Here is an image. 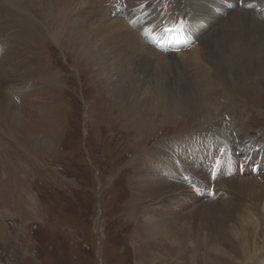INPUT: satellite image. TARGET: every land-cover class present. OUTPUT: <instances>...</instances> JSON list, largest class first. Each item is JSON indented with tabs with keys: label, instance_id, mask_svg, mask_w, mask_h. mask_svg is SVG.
<instances>
[{
	"label": "rangeland",
	"instance_id": "374dc122",
	"mask_svg": "<svg viewBox=\"0 0 264 264\" xmlns=\"http://www.w3.org/2000/svg\"><path fill=\"white\" fill-rule=\"evenodd\" d=\"M105 1H100V10L106 16L103 25L110 29L117 26L118 16L134 10L147 22L158 23L147 13L163 7V20L171 21L178 14L190 19L189 10L198 14L204 8L200 0H192L197 10L191 0H163V5L153 0L148 10L131 0L129 6L109 11ZM239 1L215 27L206 24L203 33H195L200 27L193 29L190 23L189 44L173 55L156 49L165 59L162 79L156 76L157 58L150 56L151 65L143 66L148 71L146 86L160 81L166 93L189 86L174 107L169 102L164 108L152 104L144 84L138 91L140 99L148 101L145 105L124 103L123 96L116 95L124 81H116L117 73H104L110 63L100 65L92 58L74 38L72 25L62 31L63 0H17L19 9L34 15L46 31L29 27L26 41L19 42L35 53L43 68L39 75L32 68L25 73L29 87L25 82L2 87L12 103L0 102V264H264V212L260 202L240 190L245 176L264 188V51L249 48L244 53L238 42L243 50L237 56L231 44L224 57H214L221 56L213 54L217 41L208 42L218 40L216 26L246 11ZM4 11L7 27L14 15ZM144 19L138 28L147 25ZM258 21L264 23V16ZM146 42V52L156 46L155 38ZM132 69L134 81L143 78ZM199 73L204 79L197 83ZM191 85L199 96L191 94ZM157 144L164 151L160 156ZM200 145L210 158L207 182L199 174L202 163L195 153H200L192 147ZM223 152L222 158L233 157V163L226 161L215 175L213 169L221 164L215 155ZM177 172L182 185L172 189L166 184H175ZM142 206H147L145 211ZM234 214H252L253 222L247 219L242 227ZM153 221L165 225V233H156Z\"/></svg>",
	"mask_w": 264,
	"mask_h": 264
},
{
	"label": "bare ground",
	"instance_id": "6f19581e",
	"mask_svg": "<svg viewBox=\"0 0 264 264\" xmlns=\"http://www.w3.org/2000/svg\"><path fill=\"white\" fill-rule=\"evenodd\" d=\"M63 1H64L63 4L62 5L60 4V6H59L60 11L63 12L62 14L66 15V17L64 16L65 17V26L63 27L62 31L64 32V29L66 26L72 25L73 31L75 32L74 38L78 41V43H80L81 47L85 46L86 52L89 55H91L92 58H95V59L98 58L97 60H99L100 65L102 63H106V64L110 63V65H108V67L104 66V68H103L104 73H105V71L108 72L109 74L111 73V75H112V72H113V74L117 73L116 75H119L120 80H116V81H120V82L124 81V85L121 84V88L118 90V92H116V95H118L119 98H121L123 96L122 99L124 100V103L126 101L128 104L130 103L133 105H138V103H139V105H145V103L148 102L146 99H142V97L140 99V97H139V96H141L140 94L142 93V90L139 93L138 87H140L141 84L145 85V88H146L145 91L147 94H149V98H150V96L153 97L154 101H153V103L152 102L151 103L154 104V106L162 105V107L165 108L167 103L170 102L171 103L170 106L174 107L176 105V102L178 101L177 97L179 95L183 96L184 94H187V93H184L183 91L186 92V90H189V86H185L184 84H183L184 86L183 85L181 86L179 84V86H181V87L176 88L178 91H176L175 88L173 90H170V91L167 89V93H166V91H164L163 88L162 89L160 88V85H159L160 81H156V84H153V85L150 84V85L146 86L149 83L148 82V74H147L148 71L144 70L143 66L146 68L148 64L151 65V62L153 60L150 59V56H153L154 59L157 58V61H158L157 65L160 66L157 69L155 68L156 74H157L156 76L162 79V77L164 75L163 65L165 64V62H164L165 59H164V56L159 51L156 50V49H158L157 45L154 46V48L151 51L149 50L148 52H146L150 46H149L148 42H146V40L149 37L148 36L149 33L145 29L147 28V25L152 24L153 27H155L154 28V30H155L156 28L159 27V25H160L159 23L147 22V19L144 17L145 15L141 16L142 14L140 15V11L137 12V10H134V11H131L130 13H127L126 15L118 16L119 18H121L123 20H120L117 17V20L115 21V22H117L116 23L117 26L112 27V29H110V27L103 25V23H104L103 21L105 20L106 16L103 14V11L100 10L101 5L103 4L102 2H100L101 0H84V1L83 0H63ZM135 1H136V5H135L136 7L139 5H141V6L143 5L144 8L149 10L150 3H152V2L154 3L155 0L154 1L153 0H135ZM172 1L173 0H169V3ZM200 1L202 3H204L203 10L201 8L200 9L201 11L198 14H195V13L193 14L192 13L193 11L191 12L190 10L187 12V14L191 15L190 19L194 18L193 20H190V23H191V26L193 27V29H194V26H196V25H198L200 27V29H194V32L197 34L204 32L206 24L209 26L214 25V27H215L218 20L223 19L224 16L228 15V13L231 12L230 6L234 5L235 2L238 3V0H200ZM187 2H188V0H187ZM247 2L249 4H251V0H247ZM105 3L110 5V7L107 6V10L112 11L115 8H118L119 6H122L123 4H125L126 6H129L131 4V0H106ZM191 3L193 4L194 7H196L192 0H191ZM160 4L163 5V0H160ZM183 5H186V3ZM11 6L14 8V9H12V10H14L13 11L14 13L10 12L11 8H12ZM212 6L220 7L219 8L220 10H218L217 8L213 9L214 7H212ZM175 7H176V5H175ZM263 7H264V1L262 4H258V2H254V4L252 6H247L246 11L240 10V11H237L236 13H234L231 16L232 20L230 22H225L223 24V26L219 27V28H218V26H216V31L218 33H220V36L217 37L218 40H216L214 37L208 38V42L211 44H213V42L217 41V43L216 42L214 43L216 50L214 49L213 54H216L217 52H219V54H221V56L214 55V57L215 56L216 57H224L223 53L228 51L227 47H229L231 44L232 45L234 44V45L230 49H231V51L236 52V56H237L238 52L242 51L243 49H244V53L249 48L259 49V50L264 51V44L261 43L263 41L262 38H264V23L263 22L260 23V21H258V20L262 19L264 16V8ZM4 8H6V11H8L9 14L14 15L12 21L10 20V22H8V25L6 24L7 27H5L3 25L4 19L2 16V12L7 14L4 11ZM19 8L20 7L17 4V0H0V99H1L0 102L2 103V105H3V103H6L7 105H10L12 103V97H10L11 95L9 96L6 93L2 92V87L5 84L8 85V83H11V84L14 83L13 86L17 87V85L21 84L22 82H25L26 87H29L28 82H30L29 81L30 79H27L28 77L25 76V73L27 75L29 73V70H31L33 68L32 70H36V72H37L34 74H36L38 76L39 73L43 69L41 66H39L38 62L36 61V58L34 59L35 53L33 51H31L30 48H28V47L25 48V50L22 49V47L19 45V42H25L26 41V37L28 35H26V37H25L24 34L26 33L25 32L26 29H30L29 27H31V28L34 27V29L35 28L38 29V27H39L40 30L41 29L45 30V28L42 25L37 24L36 19H35L36 17L34 15L25 13L22 9H19ZM162 9H163V7L160 8L157 12H154L152 14H151V12L147 13V14H149L148 18L150 20H155V19L163 20L166 13L164 14V9H163V11H162ZM167 10H169V9H167ZM167 10H165V11H167ZM196 10H197V7H196ZM18 11H20L19 12L20 14L17 13ZM92 11H93V15L91 14L92 16H90L89 13H91ZM174 12L176 13V11H174ZM182 12H184V11H182ZM257 12H259V13L256 14ZM30 13H32V12H30ZM250 13L252 15H255V18L250 16L251 15ZM178 15H180V14H178ZM81 18H83V19L80 20ZM132 18L136 19L135 22H131ZM141 18L142 19L145 18L144 20L147 23V25H145L144 29L141 26H140L141 28H138L140 25L139 23L142 22ZM99 19H100V22L98 21ZM19 20L20 21L22 20V22H21L22 24L17 25ZM96 21L99 24L97 25V27H93V24ZM90 22L91 23L93 22V24L91 26H90ZM130 23L132 26L128 25ZM16 26L18 29L16 28ZM130 27L134 28L135 30L134 29L131 30ZM149 27H150V25H149ZM18 30L23 34V40L25 39L24 41L21 39L22 35L18 34ZM15 32L17 34H15ZM163 34H164L166 40L169 42L170 39L168 36L165 35L164 31H163ZM183 34H184V32H183ZM185 34H187V36H189L188 35L189 34L188 27L185 31ZM18 38H20V40ZM57 38H58V36H57ZM144 38H146V39H144ZM133 42L135 43V46H133ZM238 42H239V45H240V43L243 44L242 45L243 47L238 45L239 47H242L243 49L239 50L240 48L236 45V43H238ZM260 45H261V48H260ZM85 50H81V51L84 52ZM128 51H132V52L134 51L136 55L132 54L131 52L128 53ZM247 52H249V51H247ZM253 52H256V51H253ZM253 52H251V53H253ZM241 53H243V52H241ZM17 55H19V58H20L19 62L16 59V57L18 58ZM138 55H140V56H138ZM231 55H232V53H231ZM206 56H208V55H206ZM233 56H234V53H233ZM233 56H231V57H233ZM250 58H248V59H250ZM225 59H227V58H225ZM231 60L234 61L232 58H231ZM238 60L239 59H237V61ZM213 61H215V60H213ZM223 63H225V61H223ZM132 67H133V69H132ZM130 69L134 70L133 73L136 72V77H137V74L138 75L140 73L143 74V78L140 77L139 80L137 79V81H134L136 78H134L135 76H133V75H135V74H133V75L129 74ZM229 70H231V69H229ZM220 72H222V71H220ZM230 72H232V71H230ZM23 74H24V78L21 76ZM165 74H166V72H165ZM153 75H154V73H153ZM197 75H198V78H197V80L196 79L195 80L198 83L200 80L204 79V76L201 73H199ZM106 77H110V76L106 75ZM220 77H222V76H220ZM206 78H208V77H206ZM150 79H151V76H150ZM222 80L223 79L221 78L220 81H222ZM16 81H19L20 83H18ZM207 81H209V80H207ZM218 81H216V82H218ZM210 82H211V80H210ZM132 83H133V85L134 84L135 85L133 86ZM193 85L190 86L191 94H195V95L198 94V96H199L198 91L193 92L194 91ZM131 87H132V90L129 91V89ZM23 92H24V90H23ZM166 112H168V111H166ZM203 137H206V135H203ZM192 147H193V151L195 149L196 151L198 150V152L200 153L199 155L197 152L195 153V156L198 157L196 160H198L199 162L202 163L201 170L199 171V174L201 175V178L202 179L204 178L205 179L204 181L207 182V178H206L205 174H206V170L208 168L207 164L210 160V158L208 159V157H209L208 152H207V150L202 149V145L197 146V147H194V146H192ZM157 148L158 149H156V150H159V149L160 150L156 154H158L160 156L161 153H163L164 151L162 152L163 149L161 150L160 144H157ZM180 148H181V150H188V149H186L187 147L181 146ZM169 152H170V150H169ZM209 152H211V151H209ZM165 154H168V153H165ZM162 155H164V154H162ZM166 158H167V156H166ZM183 158H184V160H187L186 155H184L182 157V159ZM151 161H153V160H151ZM151 161L149 162L150 166H151ZM156 161H157V159H156ZM205 161H207V162H205ZM204 162H205V164L203 165ZM150 166H149V168H150ZM210 168H211V165H210ZM178 172H177V175H175V177H174V183L176 185L172 184V183L166 184V185H169V187H172V189L174 186L178 187L177 184H179L181 182L180 181L181 180L180 174L178 175ZM241 179L242 180L240 183V186H241L240 190H242V193L247 195V197L249 199H253L255 201L260 202V209L264 212V188L261 187L260 184L256 181H254V179H252V178H251V180H249L250 178L245 176L246 180H244V177ZM170 184H172L173 186ZM179 185H182V183ZM165 187H167V186H165ZM150 190L151 189H149V191ZM150 195H152V194H150ZM142 208H144V206H142ZM146 208H147V206L142 210L145 211ZM241 212H242V210H241ZM234 218H236V220H240L239 225H241V223H242V227H244L245 226L244 223L247 221V219L250 222L253 220V215L247 214V215H240V216L236 217V215L234 214ZM164 227H165V225L160 224V223H156L155 221H153L151 223V228L158 231L156 233H159V232H160V234L165 233Z\"/></svg>",
	"mask_w": 264,
	"mask_h": 264
}]
</instances>
